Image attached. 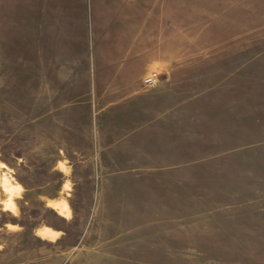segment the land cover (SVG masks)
Returning a JSON list of instances; mask_svg holds the SVG:
<instances>
[{
  "label": "rangeland",
  "instance_id": "374dc122",
  "mask_svg": "<svg viewBox=\"0 0 264 264\" xmlns=\"http://www.w3.org/2000/svg\"><path fill=\"white\" fill-rule=\"evenodd\" d=\"M41 1L34 32V0H0V264H264V0H168L184 50L239 56L208 91L99 94Z\"/></svg>",
  "mask_w": 264,
  "mask_h": 264
},
{
  "label": "crops",
  "instance_id": "0c3cea01",
  "mask_svg": "<svg viewBox=\"0 0 264 264\" xmlns=\"http://www.w3.org/2000/svg\"><path fill=\"white\" fill-rule=\"evenodd\" d=\"M52 1L55 0H47L43 12L49 17L47 28L54 32L53 11L49 7ZM63 2L66 6H62L63 14L57 13L56 22L61 24L63 20L67 26L71 23L72 30L77 29L78 39L74 43L78 41V45L84 48V60L86 45L89 43L92 47L91 62L95 70L92 86L98 94L116 92L138 80L140 83L151 71L165 77L157 87H164L166 91L176 92L182 85L193 84L206 92L209 78L219 77L222 83V77L231 74L232 61L239 58L230 40L225 39H200L190 43L195 45L191 50H184L183 38L176 36L177 24L181 22L180 11L173 10L171 6L168 9V0ZM71 3L75 8L73 13ZM75 3L79 4L78 7ZM174 3L182 6V0ZM41 5V0H34V32ZM67 35L69 40L75 36L69 31ZM47 37L51 39L48 33ZM236 45L239 55L241 44ZM242 50L245 51V47ZM99 85L104 88L99 90Z\"/></svg>",
  "mask_w": 264,
  "mask_h": 264
},
{
  "label": "built area",
  "instance_id": "2783aa9c",
  "mask_svg": "<svg viewBox=\"0 0 264 264\" xmlns=\"http://www.w3.org/2000/svg\"><path fill=\"white\" fill-rule=\"evenodd\" d=\"M159 72L156 71H151L148 74H146L143 78H142V83L144 86H152L154 85L157 80L159 79Z\"/></svg>",
  "mask_w": 264,
  "mask_h": 264
},
{
  "label": "bare ground",
  "instance_id": "6f19581e",
  "mask_svg": "<svg viewBox=\"0 0 264 264\" xmlns=\"http://www.w3.org/2000/svg\"><path fill=\"white\" fill-rule=\"evenodd\" d=\"M65 206H58V209L60 210L59 212H60V214L61 215H65ZM49 231H52V230H49ZM46 233H47V231H46ZM55 234V233H54ZM53 234V235H54ZM50 237V236H49ZM53 237V236H52Z\"/></svg>",
  "mask_w": 264,
  "mask_h": 264
}]
</instances>
